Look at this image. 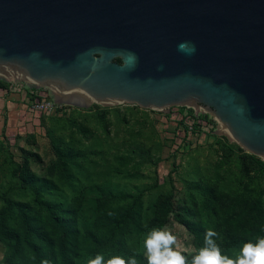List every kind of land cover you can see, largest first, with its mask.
Returning a JSON list of instances; mask_svg holds the SVG:
<instances>
[{
  "label": "water",
  "instance_id": "1",
  "mask_svg": "<svg viewBox=\"0 0 264 264\" xmlns=\"http://www.w3.org/2000/svg\"><path fill=\"white\" fill-rule=\"evenodd\" d=\"M9 79L77 109L201 106L264 160V0H0Z\"/></svg>",
  "mask_w": 264,
  "mask_h": 264
},
{
  "label": "rangeland",
  "instance_id": "2",
  "mask_svg": "<svg viewBox=\"0 0 264 264\" xmlns=\"http://www.w3.org/2000/svg\"><path fill=\"white\" fill-rule=\"evenodd\" d=\"M6 82L31 88L28 82ZM30 94L33 100L54 103L47 87ZM178 108L152 111L92 103L86 109L58 105L57 111L46 115L31 107L38 115L35 128L28 125L13 135L4 134L0 119V210L3 194L29 215L39 210L34 194L63 208L71 207L78 197L75 217L80 226L90 224L102 203L98 187L106 181L112 201L106 213L120 210L132 197L139 198V231L125 233L124 239L145 257L144 239L155 228L161 204L169 195L173 213L163 229L177 237L173 247L186 258L204 246L210 229L217 233L213 239L222 249L223 241L264 228V160L212 134L218 123L203 107L191 109L206 115L196 127L174 117ZM8 228L18 238L24 233L13 213ZM89 248L73 252L78 258L88 256L93 250ZM8 254V246L0 242V264Z\"/></svg>",
  "mask_w": 264,
  "mask_h": 264
},
{
  "label": "trees",
  "instance_id": "3",
  "mask_svg": "<svg viewBox=\"0 0 264 264\" xmlns=\"http://www.w3.org/2000/svg\"><path fill=\"white\" fill-rule=\"evenodd\" d=\"M117 61L119 62L118 59ZM6 85V81L0 80V87ZM178 111L181 115L186 113L187 120L190 118L189 122L194 127H196L195 123H202L205 120L203 118L206 115L194 116L191 109L186 110L180 107ZM211 121L209 118L208 122ZM192 135L195 136L196 133H192ZM252 158L256 159L254 156ZM108 187L106 181H103L98 187L103 194L102 203L95 208L92 222L82 226L75 217V210L80 199L78 197L73 199L71 207L63 208L60 204L44 201L42 194H34L33 202L39 207V210L37 214L29 215L24 213L19 204L11 205L7 201L6 194H3L4 206L0 210V242L8 246L9 254L1 264H41L43 259H48L51 264H88L89 260L97 254H102L105 262L116 256L127 259L134 255L137 264H147V258L141 251L130 248V242L124 239L125 233L139 231L137 224V218L141 212L139 198L132 197L131 201L120 210L106 213V206L112 202L107 197L109 194H106L109 190ZM194 208L196 207L194 206ZM12 213L14 219L18 220L24 228V233L20 238L10 232L8 228V218ZM171 213H173V205L169 195L161 204L155 228H163ZM175 219L180 222V215L176 214ZM45 232H49V235H45ZM260 237H264V228L256 229L250 234L234 239L230 238L227 243L223 241L224 237H222L220 240L225 243V247L221 249V252L235 260L241 254L244 243L249 241L255 243ZM138 245L141 246V243ZM89 247H92L93 250L88 256L78 258L73 252L75 248H79L81 252L88 251ZM186 259L190 264L191 258Z\"/></svg>",
  "mask_w": 264,
  "mask_h": 264
},
{
  "label": "clouds",
  "instance_id": "4",
  "mask_svg": "<svg viewBox=\"0 0 264 264\" xmlns=\"http://www.w3.org/2000/svg\"><path fill=\"white\" fill-rule=\"evenodd\" d=\"M178 48L194 51V45L190 48L189 41H181ZM216 235L211 229L206 232L204 246L192 256L190 264H264V237H260L255 243H244L241 254L234 260L222 254L213 239ZM176 241L177 237L170 230L153 228L144 239L147 264H189L186 257L173 247ZM41 264H51V261L43 259ZM88 264H137V259L134 255L127 259L116 256L105 262L104 256L97 254Z\"/></svg>",
  "mask_w": 264,
  "mask_h": 264
},
{
  "label": "crops",
  "instance_id": "5",
  "mask_svg": "<svg viewBox=\"0 0 264 264\" xmlns=\"http://www.w3.org/2000/svg\"><path fill=\"white\" fill-rule=\"evenodd\" d=\"M32 90L12 83L0 87V119L3 120L5 126V135L24 131L28 125L35 128L38 115L30 110V102L36 100V98L32 99L33 95L30 94Z\"/></svg>",
  "mask_w": 264,
  "mask_h": 264
},
{
  "label": "built area",
  "instance_id": "6",
  "mask_svg": "<svg viewBox=\"0 0 264 264\" xmlns=\"http://www.w3.org/2000/svg\"><path fill=\"white\" fill-rule=\"evenodd\" d=\"M31 107L34 111H38L39 113L50 115V114H53L55 112L58 105H55V103H50V102H48L42 98V99H38V100L36 99L35 102H32ZM185 109L190 110L189 108H185ZM193 114H194V116H198L199 113H196L195 111H193ZM174 117L177 120H184L186 122H189V120H190V118L187 120L186 113H183L181 115L180 112H176ZM212 120L214 121V119H212ZM189 123H191V122H189Z\"/></svg>",
  "mask_w": 264,
  "mask_h": 264
}]
</instances>
